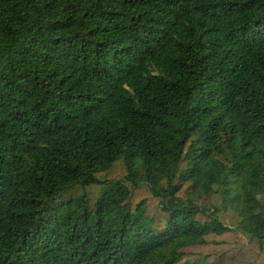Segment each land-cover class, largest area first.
I'll list each match as a JSON object with an SVG mask.
<instances>
[{
	"label": "trees",
	"instance_id": "16d2710c",
	"mask_svg": "<svg viewBox=\"0 0 264 264\" xmlns=\"http://www.w3.org/2000/svg\"><path fill=\"white\" fill-rule=\"evenodd\" d=\"M0 264H264V0H0Z\"/></svg>",
	"mask_w": 264,
	"mask_h": 264
}]
</instances>
